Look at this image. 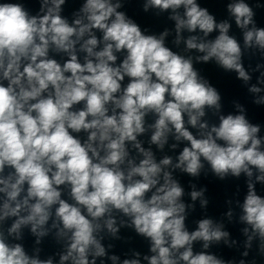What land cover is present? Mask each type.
Returning a JSON list of instances; mask_svg holds the SVG:
<instances>
[{
  "label": "clouds",
  "instance_id": "9594fccd",
  "mask_svg": "<svg viewBox=\"0 0 264 264\" xmlns=\"http://www.w3.org/2000/svg\"><path fill=\"white\" fill-rule=\"evenodd\" d=\"M64 4L40 0L39 12L31 14L23 0L0 2V264H53L52 258L39 257L38 248L29 255L17 242L26 227L37 245L55 230L57 242H63L59 264H96L108 256L103 233L119 238L114 213L128 218L121 226L149 241L147 264H248L254 243L264 256V197L251 179L255 169V180L264 183L260 127L240 105L239 114L220 115L218 126L202 122L206 109L219 112V91L199 75L191 56L165 46L167 30L145 34L118 11L120 0H84L71 22L61 14ZM149 8L172 10L176 44L184 30L203 33L204 38L184 40L186 50L203 54L197 62L214 60L245 84L252 79L242 57L253 49L264 57V28L255 26V12L245 0L227 5L242 30L243 49L229 34L231 24L217 23L196 0H145L144 11ZM213 32H218L214 39H205ZM258 84H264V71ZM248 91L262 89L252 84ZM255 102L264 104V97ZM149 116L154 122L147 123ZM148 130L159 149L170 135L188 142L177 163L168 156L157 162L151 149L142 147L138 137ZM202 160L220 179L248 177L239 261L194 252L197 241L205 250L214 242L236 244L212 219L199 220L194 231L185 226L184 189L167 169L197 177ZM65 190L70 199L62 198ZM190 196L195 201L204 190ZM207 203L201 199L202 206ZM134 257L122 264H141L140 253ZM108 258L120 261L117 255Z\"/></svg>",
  "mask_w": 264,
  "mask_h": 264
}]
</instances>
